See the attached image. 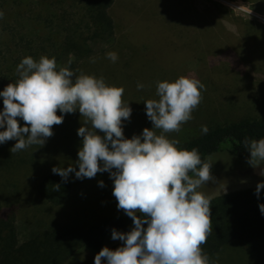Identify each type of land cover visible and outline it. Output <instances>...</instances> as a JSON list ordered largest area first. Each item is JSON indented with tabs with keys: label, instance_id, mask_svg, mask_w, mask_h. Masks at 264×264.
Masks as SVG:
<instances>
[{
	"label": "rangeland",
	"instance_id": "1",
	"mask_svg": "<svg viewBox=\"0 0 264 264\" xmlns=\"http://www.w3.org/2000/svg\"><path fill=\"white\" fill-rule=\"evenodd\" d=\"M209 8L218 20L210 16ZM110 14L115 23L114 38L102 54L75 74L103 77L106 84L124 88L122 99L132 109L129 120L122 123L125 138L152 128L145 101L159 99L158 81L172 82L180 76L194 77L205 88L193 118L182 124L179 133L166 134L179 141L178 148L201 132L202 125L244 117L264 122V9L259 0H115ZM112 51L118 54L116 62L106 56ZM138 84H143V89L138 90ZM57 115L64 116L63 123L53 126L54 134L43 146L31 145L12 153L15 140L0 144L2 204L15 211L22 235L34 224L41 228L66 224L86 227L102 218L126 214L117 208L109 172L83 179L70 173L73 191L62 207L39 198L36 187L53 167L76 166L78 170L83 138L77 132L81 126L91 127L90 123L85 125L86 118L78 109L69 114L58 110ZM19 123L24 126V121ZM155 131L160 134L161 130ZM97 134L103 135L99 130ZM220 149L206 158L212 163V179L198 191L212 200L256 189L264 182V161L254 168L248 162L250 155L238 156L229 143ZM121 244L111 238L106 247ZM225 255L231 264L244 262L235 252ZM93 257L91 251L80 247L64 264H87Z\"/></svg>",
	"mask_w": 264,
	"mask_h": 264
},
{
	"label": "clouds",
	"instance_id": "2",
	"mask_svg": "<svg viewBox=\"0 0 264 264\" xmlns=\"http://www.w3.org/2000/svg\"><path fill=\"white\" fill-rule=\"evenodd\" d=\"M3 15L0 12V18ZM106 56L112 62L118 60L114 51ZM16 72L19 78L0 91V129H4L0 144L15 140L12 153L31 145L43 146L54 134L53 126L63 123L64 116L57 111L69 114L78 109L86 118L85 125H91L81 126L77 132L83 138L78 170L76 166L53 167L52 172L65 182L70 173L83 179L109 172L117 208L133 221L129 232L112 230L111 238L122 241V246L115 250L103 247L94 264H210L201 246L212 232L211 198L198 189L212 179V163L202 160L198 149H180L177 139L166 136L179 133L182 124L193 118L205 88L200 80L180 76L172 82L158 81L159 99L145 101L152 128L127 139L122 123L129 120L132 109L122 99V86L108 85L103 77L83 72L76 75L69 67L57 70L55 57L41 56L36 61L27 56ZM143 87L137 85L138 90ZM201 131L207 134V125ZM244 145L251 166L264 161V138L246 137ZM99 184L104 186L103 181ZM54 188L59 191L60 185ZM261 189L264 182L256 186L257 197ZM259 208L264 214V204Z\"/></svg>",
	"mask_w": 264,
	"mask_h": 264
},
{
	"label": "trees",
	"instance_id": "3",
	"mask_svg": "<svg viewBox=\"0 0 264 264\" xmlns=\"http://www.w3.org/2000/svg\"><path fill=\"white\" fill-rule=\"evenodd\" d=\"M114 2L0 0V12L4 14L0 18V91L19 78L17 65L27 56L36 61L41 56L55 57L57 70L69 67L74 73L79 72L102 54L104 46L114 38L115 23L110 14ZM259 2L264 9V0ZM210 16L217 19L213 10ZM208 126L207 134L199 132L183 141L180 148H196L206 160L219 152L222 144L229 143L238 156H248L245 138H264V122L255 118ZM55 184L60 185L59 191H55ZM72 186L69 178L65 182L51 172L41 177L36 191L45 203L62 207L72 195ZM255 190L232 192L211 200L212 232L201 246L210 264H231L225 259L230 252L239 254L242 264H264V214L259 208L264 204V189L259 197ZM133 227L132 219L125 214L102 218L86 227L66 224L41 228L34 224L22 235L15 211L3 206L0 194V264H64L80 247L92 252L94 257L87 264H94L96 254L109 243L113 229L126 233Z\"/></svg>",
	"mask_w": 264,
	"mask_h": 264
}]
</instances>
